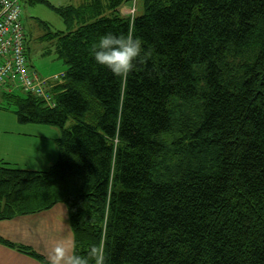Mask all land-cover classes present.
Listing matches in <instances>:
<instances>
[{
  "label": "trees",
  "instance_id": "trees-1",
  "mask_svg": "<svg viewBox=\"0 0 264 264\" xmlns=\"http://www.w3.org/2000/svg\"><path fill=\"white\" fill-rule=\"evenodd\" d=\"M131 1L28 0L63 20L49 40L64 77L52 108L2 93L20 125L59 130L58 159L0 168V221L62 204L90 264L93 248L106 264H264V0H137L132 19ZM105 32L150 53L127 78L92 58Z\"/></svg>",
  "mask_w": 264,
  "mask_h": 264
},
{
  "label": "crops",
  "instance_id": "crops-1",
  "mask_svg": "<svg viewBox=\"0 0 264 264\" xmlns=\"http://www.w3.org/2000/svg\"><path fill=\"white\" fill-rule=\"evenodd\" d=\"M2 92H0V100L5 99ZM10 129L1 132L4 134L2 137L6 139L0 140V151L2 152L0 168L5 164L21 170L46 172L55 164L58 159L57 139L59 131L56 133L52 127L47 126L19 125L18 122L16 126H12ZM59 205L55 207H59ZM55 207L47 211L0 221V237L17 246L28 247L47 260L46 257L52 256L54 247L63 239L61 235L65 233L66 226H60L56 230L57 223L55 220L53 226L47 222L49 214L56 219L64 217L68 222L66 208L65 213L60 211L59 216L58 212L53 213ZM48 260L50 262V259ZM0 264L41 263L17 250L0 244Z\"/></svg>",
  "mask_w": 264,
  "mask_h": 264
},
{
  "label": "rangeland",
  "instance_id": "rangeland-1",
  "mask_svg": "<svg viewBox=\"0 0 264 264\" xmlns=\"http://www.w3.org/2000/svg\"><path fill=\"white\" fill-rule=\"evenodd\" d=\"M23 0H21L22 2ZM51 6L55 8L64 7H77L81 5L84 0H46ZM105 1V0H103ZM25 3V5H24ZM133 4V7H131ZM22 7V22L24 24V33L26 35V57L30 70L35 72L40 78L49 79L55 75H60L64 72V66L61 61L56 57L55 45L53 40H49V34L58 31H64L65 25L62 18H60L56 12L41 4L35 6H30L28 0L23 1ZM141 5L137 0H133L130 4H125L122 6V16H128L131 13L128 12L131 8H135L136 16L140 12ZM129 9V10H128ZM14 91L21 93L19 89ZM1 92V91H0ZM23 96V95H20ZM7 98L0 100V140L6 139L2 137L4 134L1 132L11 130L12 126H16L17 117L15 115L16 108L13 104L8 102ZM69 122L66 127L69 126ZM20 125V124H19ZM48 127V126H47ZM54 131H59L57 128L52 127ZM2 152L0 151V156ZM60 211L65 213V206L59 205L55 207L53 213H59ZM61 212V213H62ZM47 222H50L53 226L54 220L57 223L56 230L60 226H65V233L62 234L63 239L59 242L64 243L71 250V233L67 220L64 217L56 219L53 215L49 214ZM35 221V220H32ZM64 223H63V222ZM51 257V255H50ZM50 257H46L50 259ZM47 259V260H48ZM49 261V260H48Z\"/></svg>",
  "mask_w": 264,
  "mask_h": 264
},
{
  "label": "built area",
  "instance_id": "built-area-1",
  "mask_svg": "<svg viewBox=\"0 0 264 264\" xmlns=\"http://www.w3.org/2000/svg\"><path fill=\"white\" fill-rule=\"evenodd\" d=\"M22 7L21 0H0V91L11 93L15 89H20L42 99L52 108L54 103L50 89L62 82L64 72L43 79L30 70L26 57ZM128 12L131 14L126 17L131 19L135 17V8Z\"/></svg>",
  "mask_w": 264,
  "mask_h": 264
},
{
  "label": "clouds",
  "instance_id": "clouds-1",
  "mask_svg": "<svg viewBox=\"0 0 264 264\" xmlns=\"http://www.w3.org/2000/svg\"><path fill=\"white\" fill-rule=\"evenodd\" d=\"M148 55L150 53L146 51L144 41L134 35L105 32L92 46L94 62L114 76L123 78H127L136 64ZM91 259L94 264H106L102 249L93 248ZM50 264H90V259L78 254L74 243L70 250L64 243L58 242L52 251Z\"/></svg>",
  "mask_w": 264,
  "mask_h": 264
},
{
  "label": "bare ground",
  "instance_id": "bare-ground-1",
  "mask_svg": "<svg viewBox=\"0 0 264 264\" xmlns=\"http://www.w3.org/2000/svg\"><path fill=\"white\" fill-rule=\"evenodd\" d=\"M35 73V72H34ZM37 75V74H36ZM62 79H63V77H62Z\"/></svg>",
  "mask_w": 264,
  "mask_h": 264
}]
</instances>
